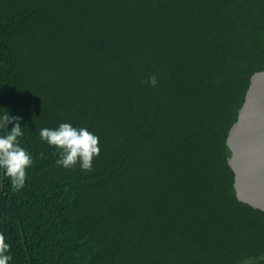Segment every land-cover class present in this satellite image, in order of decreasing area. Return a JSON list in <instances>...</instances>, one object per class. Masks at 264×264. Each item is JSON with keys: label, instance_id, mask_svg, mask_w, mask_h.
Segmentation results:
<instances>
[{"label": "trees", "instance_id": "obj_1", "mask_svg": "<svg viewBox=\"0 0 264 264\" xmlns=\"http://www.w3.org/2000/svg\"><path fill=\"white\" fill-rule=\"evenodd\" d=\"M263 69L264 0H0V115L33 157L20 190L0 169L9 264H264L225 143ZM65 122L91 171L41 140Z\"/></svg>", "mask_w": 264, "mask_h": 264}, {"label": "clouds", "instance_id": "obj_2", "mask_svg": "<svg viewBox=\"0 0 264 264\" xmlns=\"http://www.w3.org/2000/svg\"><path fill=\"white\" fill-rule=\"evenodd\" d=\"M147 83L156 87V76L149 77ZM20 119L18 116H10L8 112L0 115V130H5V134L0 135V169L10 179L13 190L25 186L27 170L33 166L31 153L21 146L20 138L24 133ZM9 124L13 126L9 128ZM39 135L41 140L58 150L56 164L66 169L75 168L79 164L82 170L91 171L94 159L100 155L99 137L84 127L77 128L65 122L55 129L42 128ZM43 155L41 153V158ZM10 248L5 235L0 233V264H9L12 259L8 254Z\"/></svg>", "mask_w": 264, "mask_h": 264}, {"label": "water", "instance_id": "obj_3", "mask_svg": "<svg viewBox=\"0 0 264 264\" xmlns=\"http://www.w3.org/2000/svg\"><path fill=\"white\" fill-rule=\"evenodd\" d=\"M225 143L237 200L264 212V69L250 76Z\"/></svg>", "mask_w": 264, "mask_h": 264}, {"label": "rangeland", "instance_id": "obj_4", "mask_svg": "<svg viewBox=\"0 0 264 264\" xmlns=\"http://www.w3.org/2000/svg\"><path fill=\"white\" fill-rule=\"evenodd\" d=\"M245 264V263H244Z\"/></svg>", "mask_w": 264, "mask_h": 264}]
</instances>
